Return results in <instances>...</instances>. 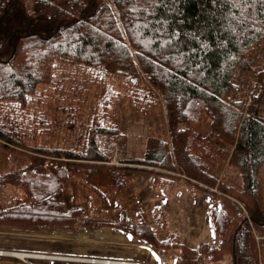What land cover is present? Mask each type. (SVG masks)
I'll return each instance as SVG.
<instances>
[{"label":"trees","instance_id":"1","mask_svg":"<svg viewBox=\"0 0 264 264\" xmlns=\"http://www.w3.org/2000/svg\"><path fill=\"white\" fill-rule=\"evenodd\" d=\"M263 39L264 0H0V147L23 160L0 170V225L112 224L67 201L66 182L105 170L122 186L125 172L147 171L217 195L210 210L215 237L196 247L171 231L156 238L142 217L122 215L118 226L177 249L175 264H212L227 255L232 264H258L264 117L258 98L234 101L230 89L235 70H247V53ZM119 94L134 96L144 110L164 107L169 142L151 136L142 156L127 155L124 135L107 117ZM207 140L210 164L190 153ZM217 141L231 150L240 186L216 183L208 172L223 155L213 158ZM115 149L116 164L109 162ZM230 198L245 205L248 218L231 213ZM164 224L162 218L156 226Z\"/></svg>","mask_w":264,"mask_h":264},{"label":"rangeland","instance_id":"2","mask_svg":"<svg viewBox=\"0 0 264 264\" xmlns=\"http://www.w3.org/2000/svg\"><path fill=\"white\" fill-rule=\"evenodd\" d=\"M31 2L32 0H27L29 5ZM28 62L30 63V60ZM259 62L263 63L264 58L262 57ZM63 74L72 78L68 71H64ZM118 77L123 79L121 75ZM115 78L117 79V76ZM77 79L80 80L81 77ZM234 79L238 86L234 94H230L232 100L242 99L247 102L253 97L260 99V91L263 88L260 85L261 82L252 80L246 83L247 80L238 75ZM118 96L112 108L108 109L107 117L117 126V131L124 135L123 151L127 155L142 156L151 136H157L169 142L164 107L157 106L152 110H144L139 101H133L134 96L129 98L122 97L120 94ZM48 101H50L49 98ZM54 108L55 106L52 109ZM87 110L88 108L84 109V111ZM261 115L264 117V112ZM193 127L203 129L202 125L195 122ZM203 141L199 140V142ZM212 144L213 140H207L202 150L194 148L190 150V153L200 156L203 161L210 164L212 158L209 154V157L205 158V149ZM215 144L217 147L213 158L220 157L219 153L222 152L223 155L219 163L213 161V165L208 166V172L216 183L223 181L240 186V172L229 161L231 150L229 154L223 150L226 145L224 142L217 141ZM119 155V151L115 149L109 162L118 163ZM22 162L21 156H13L0 147V170L17 167ZM103 171L96 172L88 178L83 172L77 173L65 184L67 189L65 198L71 204L85 207L86 214L91 215L92 220L107 218L112 224L91 222L88 227H83L78 220L72 228L0 225V249L39 255L97 256L117 261L128 258L143 264H175L177 249L153 246L132 236L118 226L122 215L132 221L142 217L141 219L154 225L152 226L154 235L160 239L167 237L166 235L171 231L182 241L197 247L199 242L212 240L215 237L210 210L218 206L217 195L184 182L183 179L167 182L147 171L125 172L126 176L122 175L125 183L118 186L113 177L105 173V170ZM261 174L264 177V169ZM179 175L188 179L185 173H179ZM215 189L216 187H211L212 191ZM230 199L233 203L231 213L248 218L245 205L237 199ZM162 218L166 220V225L156 226ZM254 238L258 246L262 245L264 233L254 231ZM263 253L258 251V264H264ZM55 260L2 255L0 264H90L84 261ZM212 264H232V260L227 255Z\"/></svg>","mask_w":264,"mask_h":264},{"label":"bare ground","instance_id":"3","mask_svg":"<svg viewBox=\"0 0 264 264\" xmlns=\"http://www.w3.org/2000/svg\"><path fill=\"white\" fill-rule=\"evenodd\" d=\"M6 253H8V251H6Z\"/></svg>","mask_w":264,"mask_h":264},{"label":"built area","instance_id":"4","mask_svg":"<svg viewBox=\"0 0 264 264\" xmlns=\"http://www.w3.org/2000/svg\"><path fill=\"white\" fill-rule=\"evenodd\" d=\"M138 264V263H137Z\"/></svg>","mask_w":264,"mask_h":264}]
</instances>
